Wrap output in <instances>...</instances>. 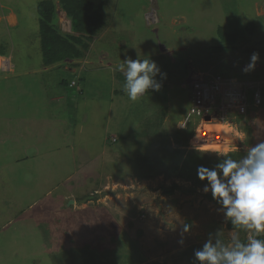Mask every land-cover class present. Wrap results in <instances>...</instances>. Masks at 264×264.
Returning a JSON list of instances; mask_svg holds the SVG:
<instances>
[{
    "label": "rangeland",
    "instance_id": "1",
    "mask_svg": "<svg viewBox=\"0 0 264 264\" xmlns=\"http://www.w3.org/2000/svg\"><path fill=\"white\" fill-rule=\"evenodd\" d=\"M42 1L44 0H0V50L10 53L6 59H0V67L4 70L0 68V130L7 123L5 116H13L14 122L21 119L18 113L20 111L17 110L19 107L16 108L18 101L14 100L13 105L6 103L13 97L12 91L33 90L40 95V86L35 80L26 76L18 78L16 84L11 75H16L17 66L23 70L37 69L39 73L44 71L39 69L37 59L42 57L38 13V6ZM96 3L99 4L100 1L96 0ZM56 4L60 9L58 1ZM263 4L264 0H109V12L106 13L108 18L105 16L104 21L110 24L104 22V30H101L104 34H98L95 40L98 42H91L93 48L86 52L84 59L91 65L87 64L84 68L90 72L82 74L85 75V80L80 82L79 87L83 96L78 100L77 106L80 110H85L86 122L92 123L93 116L97 113L96 132L89 135L96 153L100 134L104 135L107 130L105 137L111 142V158L121 155V161L118 159L115 166H110L101 161L102 158H108L106 153L102 154V151L97 154L96 162L102 164L101 170L104 171L105 167L107 169L104 174L92 179L97 188L96 196L101 197L100 203L103 205L95 202L94 209L116 211L111 212V215L120 223L124 221L120 227H124L127 237L133 235L135 241L126 242L127 238L119 234L117 245L112 241L111 227L112 242L110 249L105 251L110 256L102 257V264H135L140 260V255L145 254L147 260L151 261L149 264H156L158 261L165 264H193L186 261V251L192 252L191 256L194 257L199 246L193 248L194 244L186 236L189 232L201 242L206 241L209 234H213L214 241L219 238L227 242L230 233L235 232L228 229L223 208L208 200L211 193L203 192L204 183L197 176L200 165L215 168L222 161H210L207 156L199 158L192 150V133L207 122L215 123L228 116L234 125L248 133V141L240 145L243 152L249 141L255 144L252 128L258 126L264 129V114L259 112L253 115L249 111L247 116H241L235 103L236 98H233L235 105L232 106L224 99L223 103L216 100L209 111L200 116L189 112L193 104L194 79L205 73L211 76L216 73L232 76L236 95L241 100L245 94L248 99V86L251 89L255 87L262 93L261 103L264 102ZM125 9L131 16L134 15L132 19L136 22L135 25L131 20H126L123 15ZM144 12L156 14L160 24L145 26L142 21ZM103 13L105 14V8ZM59 18L57 23L60 28L70 31L65 18ZM127 22H130L131 27L136 26L133 29L135 34L131 32V36L122 29ZM220 28H230V32H234L232 35L236 34L234 30L242 31L241 34L245 31L256 32L247 33L236 44L238 51L222 54L211 50L212 47L221 45L223 39L219 36ZM129 38L135 39L134 44L128 42L122 49ZM253 45L254 48L250 49ZM137 52L141 56L150 55L157 63L166 78L157 76L156 79L162 86L167 84L168 88L149 90V93L132 101L123 91L124 76L118 66L126 56L136 59ZM253 53L259 54V61L253 71L245 73L243 69L250 63ZM30 59L34 63L28 65ZM41 62L43 65V57ZM116 62L118 65H115ZM30 66L32 67L29 68ZM59 66L64 67L63 63L42 67L49 69L52 75L48 78L44 74L42 79L47 80L49 90L56 92L60 89L58 83L62 78L61 74L70 76L67 70L62 72L63 69ZM236 77L252 82L248 85V82H242ZM3 80L6 81L2 82ZM77 91L68 89L71 97ZM6 93L12 96H5ZM24 94L25 92H20V99ZM256 94L260 95L257 92L254 96ZM32 99L35 102L36 98L32 96ZM248 102V107L253 105L252 96ZM261 103H255V106L258 107ZM261 108L264 109V104ZM113 138H116V142L112 141ZM71 155H68L70 159ZM52 156L60 157L57 154ZM98 156H101L100 159ZM48 165L52 169L58 166V161L49 162ZM22 167L20 164L11 166ZM8 180L4 176L0 177L2 184L8 185ZM56 180L57 178L53 181ZM106 210L97 212L100 214L96 213V216L105 219L108 213ZM103 213L105 216L101 215ZM95 225L100 227L99 220L95 221ZM185 225L188 226V231H185ZM17 227L18 224H15L13 230L10 228L0 235V264H55L54 261L58 264H92L89 261L86 263L87 255L79 257L74 250L67 251L65 242L50 241L46 245L40 243L33 231L38 228L34 224L20 233H17ZM16 235L20 237L15 240L16 244L8 240ZM201 237H204L203 241ZM198 240L194 239L196 242ZM57 244H63V248L56 250L51 258L50 248L55 249ZM95 244L100 247L98 243ZM117 246L127 253L130 251V257L114 258L112 255ZM79 248L82 249L80 244ZM91 249L92 246L89 250ZM160 252L167 253L162 256L159 255ZM4 256L8 259H3ZM92 259L93 263L101 264L98 259Z\"/></svg>",
    "mask_w": 264,
    "mask_h": 264
},
{
    "label": "crops",
    "instance_id": "2",
    "mask_svg": "<svg viewBox=\"0 0 264 264\" xmlns=\"http://www.w3.org/2000/svg\"><path fill=\"white\" fill-rule=\"evenodd\" d=\"M99 1L104 4V17L106 16V18H108L106 13L109 12V8L107 11L109 0ZM123 4L122 2V6ZM123 15L126 17L127 21L131 20V23L135 25L136 22L132 19L134 15L132 14L131 16L127 9H125ZM146 20H149L148 23H146ZM142 21L145 22V26L147 27L152 24H160V21L154 13L147 14L144 12ZM105 23L107 25L110 24L108 21ZM134 28H136V26L131 27L130 22H127L122 29L127 31L129 36H131V32L135 34ZM223 29L227 34L234 33L232 31L230 32V28ZM234 31H236L235 35L238 37H244V33L241 34L242 31ZM102 33L103 32L99 34ZM96 38L97 36L94 41L97 40ZM97 42L98 41H95V43ZM118 42H115V44L117 45ZM128 42L129 44H134L135 39L130 40L129 38L128 41H125V45L122 49L128 45ZM91 48H93V45L90 46V49ZM252 48H254V45ZM9 54V52L6 53L4 57H9ZM37 59L40 60H38L39 69L44 70L42 73H39L37 69L27 68L23 70L17 66L18 69L17 71L15 70L16 75H11L13 77V80H11H15L16 84L18 78L26 76L28 79L35 80L40 86V95L38 96L37 92L33 90L32 92L15 90L12 91L13 97L6 102L9 105H13L14 100L18 101V106L16 108L19 107L17 110L20 111L18 113L21 119H19V122H14L13 116H5V122L7 123L5 127L0 130V166H3L2 169L0 168V177L4 176L5 178H9L7 181L8 185L0 182V235L4 234V231H8L10 228L13 230L15 224H18L17 233L27 230L29 225L34 224L38 228H34L33 231L40 243L42 242L46 245V243L50 241L65 242L67 244V251L68 249L71 251L74 250L79 254V257L87 255V259L84 257L86 263L89 261L92 264H98L97 262L93 263L92 257H94L102 264L104 262L103 258L107 255L110 256L105 253V251L110 249V243L115 241L114 243L118 245L117 235L121 234V236L126 237V242L131 240L135 241L133 235L127 237L123 230L124 227H120L121 224H124V221L122 220L120 223L116 217L111 215V212L116 211L110 209L108 212V210L104 208L94 209L93 206L95 202L100 204V206L103 205L100 203L101 197L96 196L97 188L92 179L94 177H99L101 173H105L106 167L104 171L101 170L103 163L106 164L107 162L110 166H115L118 159L120 160L121 155L119 154L115 158L112 157L114 160L112 162L111 143H109L107 136L105 137V134L108 133V131L105 130L104 135L100 134L98 153L102 151V154L106 153L108 160L102 158V164L96 162L98 153H96L95 146L92 145L93 142L89 138V135L92 134L93 131L94 133L96 132L95 128L97 129V127L95 124L97 122V113L93 116L92 123L86 122L87 117L85 110H80L77 106L78 100H80L83 95L75 94L71 97V94L68 92V89H70L69 86H59L60 89L57 92L49 90L48 82L46 79H42V75H52L49 73V69H42V57ZM86 60L87 59H83L82 61L67 60L68 63L66 61L64 67L59 66L63 69L62 72L67 70L70 74L69 77L61 74L62 78L60 82L67 78H69L70 81L76 79H78V81L85 80L86 73L90 71H87L84 67L91 65V63ZM29 61L28 65L34 63L31 59ZM115 65H118V63L116 62ZM31 67L32 66L29 68ZM5 81L6 80H3V82ZM20 92H25L22 99H20ZM4 95L12 96L9 95V93ZM32 96L36 98L35 102H33ZM263 104L264 102L258 107L250 104L247 113L243 117L247 116L249 111H251L253 115L259 114V112H263L264 114V109L261 108ZM252 130L254 131L255 143L258 142L259 139L264 138V129L255 126ZM55 154L60 157L52 156ZM69 154H72L71 159L68 157ZM100 157L101 156H98L99 159ZM52 161H58V166L51 169L48 163ZM79 162L81 165H79ZM44 163H46V165H44ZM14 164H20L23 167L11 168ZM64 168H66L65 172ZM56 178L57 180L53 181ZM78 179H81V181H78ZM104 210L108 212L106 214L107 219L96 216L97 212ZM105 213L101 215L105 216ZM96 220H99V226L101 228L95 225ZM111 227L113 231L112 241L110 236ZM190 234L189 232L186 236H189V242L194 244L193 248L197 246L201 248L205 241L201 242ZM203 238L204 237H201L200 239L203 241ZM19 239L20 237L18 238V235H16L8 240L14 241L15 243V240ZM194 239L198 241L196 242ZM95 242L98 243L100 247H97ZM79 244L82 249L79 248ZM82 244H85V246H82ZM62 245L63 244H61V246L57 244L55 249L50 248L51 258H53L52 256L55 254L56 250L63 248ZM91 246L92 249L90 251L89 248ZM121 247H115L114 249L116 250L113 251L115 254L112 256L114 258L117 256L126 257V259L130 257V251L127 253V251L123 250ZM166 253L167 252H164L162 254L160 252L159 255L163 256ZM191 253L186 251V261L188 260L190 263L194 264L197 261L191 256ZM78 256H76V258L79 259ZM3 259L8 258L4 256ZM54 263L58 264L56 261H54ZM149 263H151V261L147 260L145 254V256L140 255V260L135 264ZM158 263L165 264L163 261H158Z\"/></svg>",
    "mask_w": 264,
    "mask_h": 264
},
{
    "label": "clouds",
    "instance_id": "3",
    "mask_svg": "<svg viewBox=\"0 0 264 264\" xmlns=\"http://www.w3.org/2000/svg\"><path fill=\"white\" fill-rule=\"evenodd\" d=\"M57 16L59 19L65 18L66 24L70 25V31L63 32L74 34L67 14L57 9ZM247 33L249 32L245 31L244 36ZM2 58L0 56V59ZM258 61L259 54L253 53L250 63L243 71H253ZM118 70L124 76L123 91L132 101L149 93V90L159 91L162 85L156 77L166 78V74L161 72L150 55L141 56L138 52L136 59L126 56L119 64ZM215 75L227 79L232 77L219 73ZM242 79L238 80L248 82V85L252 82ZM80 82L78 79L71 80L69 88L77 89V94L83 95V92H80ZM256 90L255 87L248 88V101L251 96L254 97ZM108 141L111 143L110 139ZM112 141L116 142V138ZM245 141H248V133L234 125L228 116L215 123L207 122L192 133V150L199 158L207 156L210 161H222L217 163L215 168L204 165L197 168L198 179L204 183L203 192H210L213 200L223 208L226 222L239 226L238 231L230 233L227 242L219 238L214 241L213 234H209L203 246L194 252L197 264H264V238H261L264 236V138L255 144L249 141L246 150L241 152L240 145ZM188 230L185 225V231ZM240 231L245 233V239H241Z\"/></svg>",
    "mask_w": 264,
    "mask_h": 264
},
{
    "label": "trees",
    "instance_id": "4",
    "mask_svg": "<svg viewBox=\"0 0 264 264\" xmlns=\"http://www.w3.org/2000/svg\"><path fill=\"white\" fill-rule=\"evenodd\" d=\"M56 1L59 2L60 9L67 14L68 19L71 21L74 34L63 32L62 28L58 25V6ZM103 10L104 4L102 2L97 4L96 0L42 1L38 6L39 37L44 62L42 66L50 67L58 63H63L64 65L66 60L76 61L85 58L86 52L90 49L91 42L94 41L95 37L103 29ZM218 32L223 40L220 46L211 48L213 52L223 54L239 50L236 47V44L241 41L238 36L227 34L223 28H220ZM249 33H254V31ZM5 55L6 50H0V56L4 57ZM69 85V78L63 79L59 83L60 87H67ZM163 88L167 90L168 85L163 84L161 89ZM208 199L214 202L215 205L220 206L213 200L212 195H209ZM227 227L231 230H239V226H233L230 222H227ZM240 237L241 239L246 238L243 231H240ZM261 238H264V236ZM194 264H197V262Z\"/></svg>",
    "mask_w": 264,
    "mask_h": 264
},
{
    "label": "built area",
    "instance_id": "5",
    "mask_svg": "<svg viewBox=\"0 0 264 264\" xmlns=\"http://www.w3.org/2000/svg\"><path fill=\"white\" fill-rule=\"evenodd\" d=\"M249 87L250 86L247 87V90ZM257 92H259L260 95L256 94L253 97L254 105L255 103L259 105L262 100V97H260V90L255 91V93ZM236 93L233 80L227 79L221 75L211 76L205 73L204 76H199L194 79L192 96L193 104L189 113L200 116L203 112H208L216 100L223 103L224 99L227 104L229 102L230 106L237 103V108L240 112L239 114H245L248 108V99L246 98V94L243 95L244 97L241 100L240 97H237ZM228 97H230V101H228ZM233 98H236L235 103L233 102Z\"/></svg>",
    "mask_w": 264,
    "mask_h": 264
},
{
    "label": "bare ground",
    "instance_id": "6",
    "mask_svg": "<svg viewBox=\"0 0 264 264\" xmlns=\"http://www.w3.org/2000/svg\"><path fill=\"white\" fill-rule=\"evenodd\" d=\"M196 131V130H195Z\"/></svg>",
    "mask_w": 264,
    "mask_h": 264
}]
</instances>
